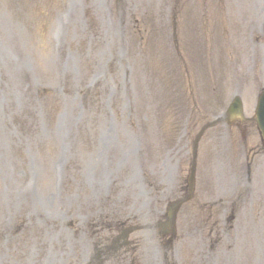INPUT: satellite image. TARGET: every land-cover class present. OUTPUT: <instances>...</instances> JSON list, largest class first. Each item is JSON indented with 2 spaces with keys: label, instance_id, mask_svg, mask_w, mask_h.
<instances>
[{
  "label": "rangeland",
  "instance_id": "rangeland-1",
  "mask_svg": "<svg viewBox=\"0 0 264 264\" xmlns=\"http://www.w3.org/2000/svg\"><path fill=\"white\" fill-rule=\"evenodd\" d=\"M222 1L0 0V264H264V155L247 188L240 146L260 139L225 124L176 238L159 234L200 126L234 93L251 117L264 87L255 5ZM117 221L161 225L96 259Z\"/></svg>",
  "mask_w": 264,
  "mask_h": 264
}]
</instances>
